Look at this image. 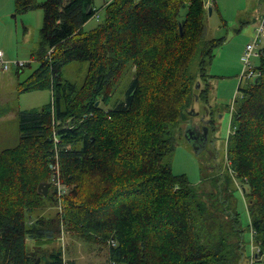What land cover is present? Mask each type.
Masks as SVG:
<instances>
[{
	"label": "trees",
	"instance_id": "obj_1",
	"mask_svg": "<svg viewBox=\"0 0 264 264\" xmlns=\"http://www.w3.org/2000/svg\"><path fill=\"white\" fill-rule=\"evenodd\" d=\"M210 6L216 0H110L105 20L88 31L95 0H16V14L45 13L40 66L19 92L50 89L52 100L20 110V142L0 153V264H65L63 250L48 247L63 225L106 243L108 264H242L231 186L252 219L250 257L264 264V46L254 75L238 86L227 171L204 180L213 190H198L171 164L197 95L210 130L220 112L209 104L208 67L225 37L206 36ZM70 62H88L81 85L64 75ZM57 160L68 192L42 195ZM59 197L63 213L35 217Z\"/></svg>",
	"mask_w": 264,
	"mask_h": 264
},
{
	"label": "rangeland",
	"instance_id": "obj_2",
	"mask_svg": "<svg viewBox=\"0 0 264 264\" xmlns=\"http://www.w3.org/2000/svg\"><path fill=\"white\" fill-rule=\"evenodd\" d=\"M44 1L46 0H38V2ZM109 1L95 0L99 16L96 14L86 22L83 25L85 30L96 29L98 24L105 20L106 11L103 6ZM15 11L16 0H0V51L4 52V57L8 61H28L21 68L20 74L17 73L18 67L15 64H12L9 70H4L0 64V116H4L0 118V153L3 149L15 147L20 142V110L41 108L42 105L52 100L50 89L19 92V82L26 79L40 66L39 59L34 52L39 44L45 13L42 8L27 11L25 14H16ZM263 13L264 0H216L213 13L206 18V36L209 38L225 37L224 44L216 49L215 56L208 67L211 87L209 104L220 112L214 114L216 127L211 128L210 141L199 154L194 149L193 143L184 136V129L187 125L184 123L181 133L177 135L175 153L171 159L174 172L187 175L198 190L212 191L213 186L209 181L205 183V178L212 173L223 177L221 174L227 171L228 163L225 159L224 146L231 128V112L237 108L235 100L242 95V92L238 91V86L242 79L243 84L247 81L246 75L242 78L245 71L260 65V48L264 46V39L254 50L251 59L252 66L246 67L243 58L247 45L253 42L255 36L257 25L255 19ZM51 52L52 50L48 54ZM87 67L88 62H70L64 67V75L66 79L81 85L88 72ZM121 83L126 84V80L122 79ZM119 95V92L113 94L115 98ZM194 108L200 113L193 117L192 121L199 122L201 125L200 120L203 118L204 111L202 102L197 101ZM52 137L56 143L60 141L56 138L55 128H53ZM56 150L57 146L54 145L52 151L55 155H57ZM50 168L52 169L48 177L49 182L52 183L50 192L53 193L55 188L58 191L61 186L65 189L64 194L67 193L68 184L61 176L59 161L52 163ZM233 187H230L232 193L230 206L240 213L244 229L246 255L242 264H254L250 257L255 249L252 245V219H250L244 194ZM205 199L208 200V196L205 195ZM62 210L63 198L59 197L56 205L47 204L45 208H37L34 215L35 217L46 215L47 218H51L59 211L63 213ZM48 247L49 249L61 248L66 264H108L110 252L106 243L89 241L78 232L69 231L64 225L56 241Z\"/></svg>",
	"mask_w": 264,
	"mask_h": 264
},
{
	"label": "water",
	"instance_id": "obj_3",
	"mask_svg": "<svg viewBox=\"0 0 264 264\" xmlns=\"http://www.w3.org/2000/svg\"><path fill=\"white\" fill-rule=\"evenodd\" d=\"M210 8V13H213L214 8L211 6ZM182 31V27H181ZM197 87H200V83L197 84ZM199 97L197 95L196 100L198 101ZM200 111H197L195 108L191 110V115L193 117L198 116ZM184 136H186L194 146V149L196 152L199 154L204 147L207 146V144L210 141V127H209V122L205 121L202 126H200L199 122L192 121V119L187 123L184 129ZM52 186V183L49 181H43L40 182V185L38 187V192L42 195H47L50 187Z\"/></svg>",
	"mask_w": 264,
	"mask_h": 264
},
{
	"label": "built area",
	"instance_id": "obj_4",
	"mask_svg": "<svg viewBox=\"0 0 264 264\" xmlns=\"http://www.w3.org/2000/svg\"><path fill=\"white\" fill-rule=\"evenodd\" d=\"M97 15L99 16L98 12H97ZM254 35L255 36L253 38V42H251L247 45V47H246L247 50H246V53H245L244 58H243L244 62L246 64V67L252 66L251 59H252V55L254 54V50L264 39V13H263V15H261V17L259 19V23L257 24V26L255 28V34ZM26 63H27V61L26 62L25 61H16V62L8 61L4 57V52L0 51V64L2 65V68L4 70H9L12 64H15L17 67L21 68V67L25 66ZM245 75H246V78L254 75L253 69H250L249 71H245L244 74L242 75V78H244ZM55 179H56V176H55ZM58 185H60V183H58ZM58 191H59V194H63L65 189L61 188V186H59Z\"/></svg>",
	"mask_w": 264,
	"mask_h": 264
},
{
	"label": "crops",
	"instance_id": "obj_5",
	"mask_svg": "<svg viewBox=\"0 0 264 264\" xmlns=\"http://www.w3.org/2000/svg\"><path fill=\"white\" fill-rule=\"evenodd\" d=\"M261 13H262V12H261ZM260 17H261V15L255 19V20H256V23H255V24H258V23H259V19H260ZM256 26H257V25H256ZM256 26H255V28H256ZM29 62H30V61H29ZM27 63H28V61H27ZM2 117H4V116H0V118H2Z\"/></svg>",
	"mask_w": 264,
	"mask_h": 264
},
{
	"label": "flooded vegetation",
	"instance_id": "obj_6",
	"mask_svg": "<svg viewBox=\"0 0 264 264\" xmlns=\"http://www.w3.org/2000/svg\"><path fill=\"white\" fill-rule=\"evenodd\" d=\"M204 121H206L205 119H203ZM203 125V123H201V125L200 126H202Z\"/></svg>",
	"mask_w": 264,
	"mask_h": 264
}]
</instances>
